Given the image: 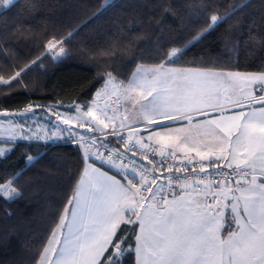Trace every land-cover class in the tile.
Listing matches in <instances>:
<instances>
[{"label":"snow or ice","instance_id":"obj_1","mask_svg":"<svg viewBox=\"0 0 264 264\" xmlns=\"http://www.w3.org/2000/svg\"><path fill=\"white\" fill-rule=\"evenodd\" d=\"M206 7L209 13L214 10L212 5ZM219 22L214 14L210 16V21L205 18L201 25L203 31L199 35L193 34L185 47L194 46L203 36L210 34L213 26ZM77 32L50 34L47 47L40 44L35 50L37 58L27 68L16 65L19 70L15 71V75L11 66L0 68L3 74L0 75V82L12 88L13 82L20 85L24 75L33 67L43 70L45 61L56 63L61 56L70 57L71 52L65 45ZM249 39L255 40L251 34ZM261 44L264 50V38ZM172 54L175 55V52ZM167 56L168 53H164L160 57L164 63L149 70L151 78H141L134 87L144 88L141 93L143 125L149 132L147 140L159 145L155 151L161 157L168 154L173 160L177 153L182 154L177 172L181 168L188 171V166H191L198 168L205 176L207 169H213L220 177L216 183L205 178L195 181L206 187L207 192L202 194V202L187 201L188 204H195L191 231L181 229L175 218L184 206V197L189 194V189L199 192L194 184L185 180L179 184L180 193L173 192L169 200L161 194L163 185L160 190H154L153 185H156L158 177L152 175L149 179L148 169L139 170L138 180L133 176L125 182V176L117 179L115 175L101 171L105 157L96 153L100 167L93 168L95 175L86 182L82 181L83 188L67 200V206L58 213L59 219L53 221L47 244L42 245L43 256L39 260L34 259L32 264H264V182H261V178H264V64L260 75H244L239 71L217 72L206 66L166 68L165 63L171 62L165 59ZM107 75L112 80L116 79L112 73ZM216 79L247 81L249 85H257L259 94L247 91L246 95L252 102L249 106L251 110L247 113L241 108L236 114L228 116L227 122L221 113L220 119L206 120L204 125H193L194 115L203 114L208 107L215 108L217 105L210 104L202 97L196 99L191 92ZM169 83L176 86L179 95H167L171 90ZM100 95L101 90L98 89L91 101L81 99L80 104L73 105L78 112L86 109L83 116L90 117L91 122L85 119L80 126H88L92 132L97 128L107 129L105 120L111 119L107 116L101 119L93 110L95 97ZM234 103L239 105L240 101ZM161 120H168L172 124L187 121L188 127L172 128L161 124ZM70 123L69 119H63V124ZM192 127H205L203 135H211V142L194 136ZM132 139L133 135L129 134L128 140ZM144 139L140 136L136 140L142 149L149 147ZM103 146L107 147V144ZM27 160L30 162L32 157L28 156ZM107 162L112 163L113 167L125 169L124 164H115L112 155L107 157ZM227 169L232 172H226ZM167 170L171 173L173 167L167 166ZM132 171L137 172L136 168ZM155 171L156 168L151 169L152 173ZM233 174L238 177L234 186ZM190 175H195V172ZM7 183L8 187L3 190L22 195L21 190L11 188L13 181ZM7 214L11 215L10 212ZM128 225L132 226L131 229ZM185 243L195 246L194 256L197 259L174 261L169 253H175ZM156 248L160 249V256L151 259L150 256L157 255L154 251ZM37 257H40V252H37Z\"/></svg>","mask_w":264,"mask_h":264},{"label":"trees","instance_id":"obj_2","mask_svg":"<svg viewBox=\"0 0 264 264\" xmlns=\"http://www.w3.org/2000/svg\"><path fill=\"white\" fill-rule=\"evenodd\" d=\"M0 14V68L11 66L13 75L16 65L27 68L37 58L41 43L47 47L50 34L78 30L65 45L70 57L45 61L43 70L33 67L12 88L0 82V115L49 103L70 111L81 99L91 101L108 73L127 82L138 65L164 63V53L171 61L165 65L178 68L261 73L264 64V0H16ZM213 14L218 25L185 47ZM104 140L116 144L109 136ZM83 167L81 146L71 140H16L0 155V185L11 180L22 191L11 198L0 194V264L39 260Z\"/></svg>","mask_w":264,"mask_h":264},{"label":"crops","instance_id":"obj_3","mask_svg":"<svg viewBox=\"0 0 264 264\" xmlns=\"http://www.w3.org/2000/svg\"><path fill=\"white\" fill-rule=\"evenodd\" d=\"M14 1L16 0H0V10L11 5ZM157 66L158 65H155V66L154 65H138L134 73L132 74L131 78L127 82L118 81L116 83V86H114L116 90L115 93H110L111 90L107 88L109 87V85L107 84L105 85V83L102 84V86L98 88L99 90H101V95L95 97L96 103L93 104V110L96 112V114L101 119H105V116L111 117V119L105 120V122L108 124L107 129L97 128L95 132H92L88 126L84 130H82L79 127L76 128L72 124H69L67 125L65 135L61 136L60 140L58 141L57 140L47 141V140H42V139H37V138H30L23 134H22L23 138L19 137L16 140L40 141L43 143L59 142V141H65V140L77 141L87 134L95 133V134L104 135L106 137L109 136L113 138L115 141H117L119 138L128 139L129 134H132L133 140H137L140 138V136H143L145 138L144 142H149L147 140V136L149 132L147 129H145L143 125L144 116L141 117L139 115L140 112H142V109L138 105H133V103L131 102V99L126 98V97L129 96V94L131 93V86L135 84L134 79L137 77V75L141 74L142 76H145L148 72H150L149 71L150 69H153ZM165 67L166 68H178V67H171L168 65H165ZM213 71H216V70H213ZM240 73L244 75H260L261 74V73H246V72H240ZM248 90H251L254 95L259 94L257 85H249L247 81H225V80L216 79V80H210L208 83L202 85L199 88H194L192 92L194 93V96L196 99H200L202 97L204 100H207L210 104H216L217 107L215 108L208 107L205 113L194 115L193 125L197 123L204 125L206 120L220 119L221 113L223 114L225 118V122H227L226 118L228 116L236 114V112L240 110L241 108L245 111V113L249 112L251 110L249 106L250 104H252V102L246 95ZM236 100L240 101L239 105H236L234 103V101ZM115 105H118V107H120L119 108L120 111L116 110L114 114L112 110L114 109L113 106ZM200 106L203 107L204 105H200ZM255 106L259 107V105H255ZM84 110L86 109H83V111ZM130 110H133L134 113L137 111L139 114L135 115L133 119H130L128 115ZM83 121L84 120H81L79 122L82 124ZM160 123L170 125L172 128L188 127L187 121H184L183 123H179V124H172L168 120H161ZM157 130H160V129H157ZM204 131H205V127H201V128L192 127L191 128L192 134L194 136H197L198 139L211 142L212 140L211 135H208V136L203 135ZM149 143L156 144L155 142H149ZM156 145L159 147L158 144ZM81 150L84 156V167L76 183L74 193L83 188L84 185L82 181L86 182L89 177H92L95 175V173L93 172V168L100 167V162H98V160L95 158L94 152L84 149L82 147H81ZM170 151L171 150L169 149V152ZM177 156H182V154L177 153ZM93 161H96V163L93 164ZM101 171L107 172L108 175H115L117 179H120L121 176H125L123 169L113 167L112 164H107V165L103 164ZM126 181L127 179L125 178V182ZM261 182H264V178H261ZM188 200H195V201L202 202V195L196 194L189 190V194L184 197V206L180 208L179 216L175 218L177 219L178 225L181 229L186 228L188 231H191V221L194 219L193 211L195 210V204H188L187 203ZM169 223H171V221ZM233 228H235V225H233ZM66 231L67 230L65 229V233ZM137 232H139V229H137ZM161 247H163V243L161 244ZM194 247H195L194 245L185 243V244L180 245L176 249L175 253H169V255L172 256L174 261L197 259L194 256ZM154 251L157 253V255L155 257L150 256V258L151 259L159 258L160 249L156 248L154 249ZM42 256H43V252L40 258Z\"/></svg>","mask_w":264,"mask_h":264},{"label":"rangeland","instance_id":"obj_4","mask_svg":"<svg viewBox=\"0 0 264 264\" xmlns=\"http://www.w3.org/2000/svg\"><path fill=\"white\" fill-rule=\"evenodd\" d=\"M58 51L59 49H57V53ZM141 78H151V72H148L145 76H142L141 74L137 75L134 80L136 82ZM117 82L118 81L116 79L112 80L110 77H107L104 81L105 85H109L107 88L111 90L110 93L116 92L114 86H116ZM168 87L171 89L167 93L169 97L179 95V93L175 90V85L169 83ZM131 88H134V90H131V93L126 98H130L133 105H138L142 109V112L139 114L137 111L134 113L133 110H130L128 114L129 118L133 119L137 114L143 117L144 109L141 107V102L143 101L141 93L144 91V88L134 87V85L131 86ZM191 94L194 95L193 92H191ZM75 104L79 103L71 104V106L68 107L71 108L70 111L65 110L63 107L59 106V104L49 103L33 104L26 107L21 112L14 114L6 112L4 115H0V155L6 154L11 147V143L16 141L17 138H21L23 135L47 141L60 140V137L65 135L67 129V125L63 124V119H69L71 121L70 124L76 128L79 127L82 130L87 128V126L81 127V123L79 121L85 119L91 121V118L83 116V109L79 112L76 111L73 108V105ZM37 108H41L38 113L36 112ZM113 108L112 112L114 114L116 110L120 111V107H118V105L113 106ZM7 187L8 183L1 184L0 194L4 197L11 198L16 194V192L3 190ZM11 188L13 187L11 186Z\"/></svg>","mask_w":264,"mask_h":264},{"label":"built area","instance_id":"obj_5","mask_svg":"<svg viewBox=\"0 0 264 264\" xmlns=\"http://www.w3.org/2000/svg\"><path fill=\"white\" fill-rule=\"evenodd\" d=\"M94 137L96 139H94ZM104 137H105L104 135L92 133L83 136L82 138L77 140V142L80 144L82 148L94 152L95 158L97 160L98 157L96 153H99L101 156H104L105 157L104 165L112 164L110 162H107V157L109 155L113 156L115 164L117 165L124 164L126 171L125 169L123 170L126 179L135 176V178L138 180L139 170L141 168L148 169L149 179H151L152 175L158 177L156 185H153L154 190H160V186L163 185V190L161 194L166 196L167 199L172 198L173 192L180 193L179 184L184 183L185 180H187L189 183L194 184L193 186H196V188L199 189V192H195L192 189L189 190L200 195L206 193L207 188L204 187L203 185L196 184L195 181L197 179L199 178L212 179L214 183L220 180V177L215 171H213V169L206 170L207 176H205V174L203 173H200L198 168L193 169L191 166H188V171H184L183 168H181V171L177 172L176 167L180 165L182 156H176L175 160H173L172 157L168 154H166L165 157H161L159 155V152L155 151L156 149L159 148L156 144L144 142L145 144H148L149 147L146 149H142L136 143V140L132 139L131 141H129L126 138H119L116 141L115 145H111L104 140ZM105 143L107 144V147L103 146ZM145 156L148 157L147 160L144 159ZM98 162L100 161L98 160ZM161 166H163V170H161ZM167 166L173 167V171L171 173L168 172ZM133 168H136L137 170L136 173L132 171ZM152 168H156L155 173L151 172ZM192 172H195V175H190V173ZM226 172L231 173L232 170L227 169ZM169 178H171V181ZM236 179H238V177H236L233 174L232 177L233 186Z\"/></svg>","mask_w":264,"mask_h":264}]
</instances>
